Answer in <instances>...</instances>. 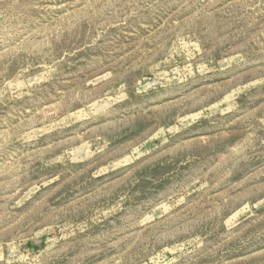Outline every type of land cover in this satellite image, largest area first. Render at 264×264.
I'll use <instances>...</instances> for the list:
<instances>
[{"label":"rangeland","instance_id":"rangeland-1","mask_svg":"<svg viewBox=\"0 0 264 264\" xmlns=\"http://www.w3.org/2000/svg\"><path fill=\"white\" fill-rule=\"evenodd\" d=\"M0 264H264V0H0Z\"/></svg>","mask_w":264,"mask_h":264}]
</instances>
